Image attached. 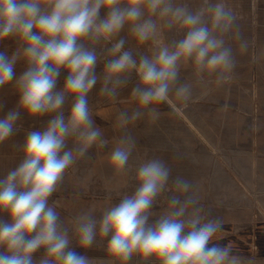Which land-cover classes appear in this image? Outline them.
<instances>
[{
  "label": "clouds",
  "instance_id": "obj_1",
  "mask_svg": "<svg viewBox=\"0 0 264 264\" xmlns=\"http://www.w3.org/2000/svg\"><path fill=\"white\" fill-rule=\"evenodd\" d=\"M165 33L174 38L151 55L137 50ZM9 38L16 47L0 51V88L12 85L18 99L0 116V143L20 131L25 115L48 119L42 130H26L19 163L0 178V264H251L214 242L222 221L205 210L194 181L173 176L160 157L130 164L138 121L155 124L161 104L187 105L198 88L222 85L237 51L247 53L227 0L195 7L189 0H0V42ZM130 41L137 47H126ZM186 65L193 80L182 77ZM133 77L135 106L119 113L109 154L117 173L134 172L133 189L99 214L89 208L65 221L50 198L78 160L109 146L89 94L99 84L100 95L116 100ZM93 247L105 256L76 250Z\"/></svg>",
  "mask_w": 264,
  "mask_h": 264
},
{
  "label": "crops",
  "instance_id": "obj_2",
  "mask_svg": "<svg viewBox=\"0 0 264 264\" xmlns=\"http://www.w3.org/2000/svg\"><path fill=\"white\" fill-rule=\"evenodd\" d=\"M189 2L195 7L200 0ZM227 2L249 42L247 53L241 55L237 51V67L222 85L198 88L187 105L174 100L161 104V118L155 124L138 121L131 129L137 147L130 164L160 157L172 166L173 176L194 181L205 210L222 221L214 242L230 246L251 264H264V0ZM121 35L126 36V32ZM173 38L172 33H165L137 50L151 55L162 42ZM15 47L11 38L0 42V51L9 54ZM126 47L137 46L130 41ZM233 47L236 48L234 42ZM23 68V64H18L17 74ZM102 69L103 64H98L97 73ZM181 74L194 79L190 65L184 66ZM65 76L62 72L58 87L63 86ZM134 82L135 77L116 100L100 95L99 84L89 94L94 120L103 129L109 146L94 147L90 158L78 160L50 198V203L56 201L65 221L89 208L99 214L133 189L134 172L117 173L109 154L120 135L119 113L135 106L130 96ZM17 99L12 85L0 88V116L13 108ZM47 119L33 120L25 115L18 122L22 125L20 131L0 143V178L19 163L22 154L18 145L26 130H42ZM76 250L89 257L105 256L103 248ZM132 264H136V258Z\"/></svg>",
  "mask_w": 264,
  "mask_h": 264
}]
</instances>
